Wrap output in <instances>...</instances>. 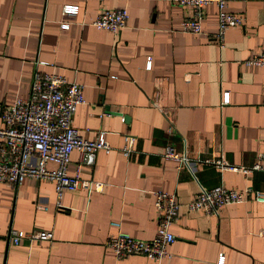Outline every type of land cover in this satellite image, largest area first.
Returning a JSON list of instances; mask_svg holds the SVG:
<instances>
[{
    "label": "crops",
    "instance_id": "crops-1",
    "mask_svg": "<svg viewBox=\"0 0 264 264\" xmlns=\"http://www.w3.org/2000/svg\"><path fill=\"white\" fill-rule=\"evenodd\" d=\"M64 4L78 13L62 15ZM104 8L127 9L119 33L91 25ZM227 11L244 22L226 31L220 48L212 39L214 4L205 6L195 34L181 29L190 9L169 0H0V113L28 96L36 72L56 73L83 86L84 103L73 116L79 134L94 140L103 132L111 146L79 168V152H71L68 175L104 187L65 190L60 207L50 180L0 184V264H156L143 255L116 260L105 244L117 232L112 221L137 239L154 237L156 190L175 193L181 204L171 255L159 264H218L220 254L222 264H264V203L225 205L211 215L185 205L218 185L264 192V171L211 163L251 165L264 151V67L244 64L264 51V0H228ZM125 134L134 137L127 156ZM167 145L188 162L178 168L162 157ZM11 228L35 237L15 245Z\"/></svg>",
    "mask_w": 264,
    "mask_h": 264
},
{
    "label": "built area",
    "instance_id": "built-area-1",
    "mask_svg": "<svg viewBox=\"0 0 264 264\" xmlns=\"http://www.w3.org/2000/svg\"><path fill=\"white\" fill-rule=\"evenodd\" d=\"M181 7L189 8L181 24L184 32L202 33V20L206 5L214 4L217 8L218 25L212 39L220 48L224 46L226 31L240 26L244 22L242 15L227 11L228 0H169ZM62 15H76L78 6L64 4ZM127 9H101L91 21L97 29L119 33L128 21ZM62 28H67V22H60ZM245 65L264 67V51L251 55L244 60ZM146 68L151 66V58L146 59ZM229 100L228 92H223L222 102ZM84 103L83 86L76 81H67L65 77L56 73H35L30 91L25 98H16L11 104L3 107L0 115L3 126L0 127V184L16 188L27 177L47 179L54 183V191L59 200L65 190L86 188L88 191H102L101 182L84 181L79 175L70 177L67 167L73 150L79 152V164L91 165L95 152L103 150L108 153L111 146L105 141L103 132L98 133L96 139L83 138L73 125V116L77 107ZM172 129V126H170ZM121 151L127 156L132 152L134 137L129 134L123 136ZM162 157L178 162V168L188 159L167 145ZM54 163L55 168H48ZM221 169L250 173L255 170L264 171V151L257 155L251 165H233L221 159L211 161ZM154 207L158 211L157 227L154 237L150 240H140L121 231L118 221L111 225L117 228L115 235L107 238L106 246L113 251L116 260L129 255L146 256L156 264L163 258L170 257L167 247L175 240L171 226L178 218L181 206L175 193L156 190L153 191ZM264 203V192L245 187L241 189L226 188L218 185L212 188H202L201 191L185 205L190 211H203L205 214H216L225 205L238 204L246 201ZM40 208L46 209L45 205ZM33 233L11 228L8 239L17 245L23 239L32 240ZM224 255L217 260L222 264Z\"/></svg>",
    "mask_w": 264,
    "mask_h": 264
},
{
    "label": "water",
    "instance_id": "water-1",
    "mask_svg": "<svg viewBox=\"0 0 264 264\" xmlns=\"http://www.w3.org/2000/svg\"><path fill=\"white\" fill-rule=\"evenodd\" d=\"M124 120H126V117H124Z\"/></svg>",
    "mask_w": 264,
    "mask_h": 264
}]
</instances>
